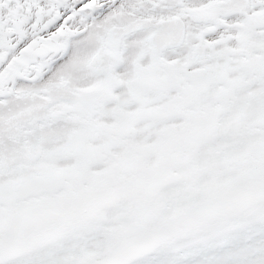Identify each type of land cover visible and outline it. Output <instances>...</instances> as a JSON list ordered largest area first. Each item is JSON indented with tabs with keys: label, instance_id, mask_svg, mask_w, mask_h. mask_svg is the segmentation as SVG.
Masks as SVG:
<instances>
[{
	"label": "snow or ice",
	"instance_id": "obj_1",
	"mask_svg": "<svg viewBox=\"0 0 264 264\" xmlns=\"http://www.w3.org/2000/svg\"><path fill=\"white\" fill-rule=\"evenodd\" d=\"M0 264H264V0H0Z\"/></svg>",
	"mask_w": 264,
	"mask_h": 264
}]
</instances>
